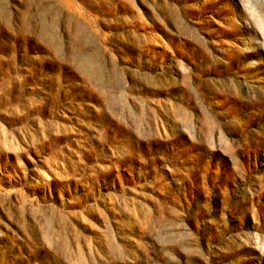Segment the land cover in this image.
<instances>
[{
    "label": "rangeland",
    "instance_id": "obj_1",
    "mask_svg": "<svg viewBox=\"0 0 264 264\" xmlns=\"http://www.w3.org/2000/svg\"><path fill=\"white\" fill-rule=\"evenodd\" d=\"M0 264H264V0H0Z\"/></svg>",
    "mask_w": 264,
    "mask_h": 264
}]
</instances>
